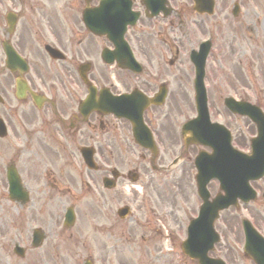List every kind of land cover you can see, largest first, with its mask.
Listing matches in <instances>:
<instances>
[{
	"label": "flooded vegetation",
	"instance_id": "1",
	"mask_svg": "<svg viewBox=\"0 0 264 264\" xmlns=\"http://www.w3.org/2000/svg\"><path fill=\"white\" fill-rule=\"evenodd\" d=\"M148 1L133 0L139 19L128 29L126 41L138 64L131 69L116 60L112 66L104 63L105 50L116 54L118 48L86 27L87 0H0V119L7 133L0 138L5 158L0 164V214L7 174L14 170L32 197L28 205L40 206L38 211L48 208L49 236L42 248L27 249L36 264H136V254L141 264H197L176 251L181 242L168 231L183 233L201 207L196 199L190 204L187 195L201 151L185 146L183 139V126L193 119L184 110L186 84L194 74L190 57L208 36L210 120L233 133L235 146L245 148L247 123L226 109L224 101L247 98L237 68L263 65L264 22L257 20L262 0H213L212 15L196 12L193 0H164L160 5L150 0L153 7L146 6ZM89 3L96 8L100 0ZM10 14L16 19L11 34ZM5 43L22 59L13 71ZM51 48L63 56L51 54ZM257 77L263 81L264 68ZM89 88H95L99 108L90 113L81 108ZM133 93L154 100L143 120L160 149L156 157L135 144L129 122L107 112L114 97ZM84 149L92 153V170L84 163ZM115 170H122L120 177H112ZM131 172H142L136 182L142 189L139 202ZM216 189L212 184V196ZM130 206L135 216L111 223L115 211ZM68 208L76 216L70 227L64 219ZM119 225L125 226L121 232ZM165 242L172 246L170 253ZM230 254L226 241L211 257L232 264Z\"/></svg>",
	"mask_w": 264,
	"mask_h": 264
},
{
	"label": "rangeland",
	"instance_id": "2",
	"mask_svg": "<svg viewBox=\"0 0 264 264\" xmlns=\"http://www.w3.org/2000/svg\"><path fill=\"white\" fill-rule=\"evenodd\" d=\"M262 4L264 6V1ZM262 15L264 18V12L262 13ZM252 20L253 18L247 19V21L249 22H251ZM257 28H259V26H257ZM228 62L230 64L232 63L230 60H228ZM263 68H264V62L261 67L259 65L251 67L248 66L247 64H244L237 69L240 72L239 78L241 79V82H244L241 83L242 87L246 90L247 94L250 95L251 93V95L254 96V97H249L250 98L249 101L253 104L262 105L264 107V97H259L257 87L256 85H254L257 81L259 70ZM259 87H264V77ZM186 91L189 92L190 94V87L188 82L186 84ZM186 109L188 110L187 116H190L194 113L193 106L190 100V95L188 96V98L184 99V110ZM252 134L253 135L255 134V129L254 127H252L250 123H248L247 124L248 139ZM1 158L5 160L3 155ZM254 187L259 190V198L254 205L248 207L247 215L251 218L253 223L258 228H260V230L264 234V179L258 183H255ZM194 189H195L194 185H193V189L192 187L187 189L188 202L190 204L194 203V199H195V196L193 194ZM135 193H136L137 201L139 202L140 201L139 198H141V194H142L141 189H138V191H135ZM179 203L180 205L185 204V202L182 200H180ZM5 204L6 206L1 215L2 220L0 222V264H35L34 263L35 257L33 255H28L26 260L21 262L18 261L14 255L10 254V252H12L14 248L13 240L15 236L17 241H19L20 236L23 237L25 241L22 243L26 244L27 243L26 238L28 236L30 229L42 225L43 228L47 227L49 221V218L47 217L48 208L44 207L41 213L38 212L40 206L29 205L23 211H20L19 207L17 208L16 205L10 203L9 201H7ZM34 204L37 205V202L34 201ZM18 213L20 216L23 215L24 220L19 221L20 217L18 216ZM241 213L242 215L244 214L243 212ZM236 217H239V213L229 212L224 214L222 220H225L226 223L224 224L222 221H220L217 224V229L220 232H222V237L224 239V242L227 241L231 245L230 256L232 259V264H252L250 263V261H245V259L242 260L240 257L242 256L241 248L243 246V239H242L240 222L236 220L238 219ZM229 223L230 225L227 226ZM49 241H51V239ZM4 245L6 246V251H3Z\"/></svg>",
	"mask_w": 264,
	"mask_h": 264
},
{
	"label": "water",
	"instance_id": "3",
	"mask_svg": "<svg viewBox=\"0 0 264 264\" xmlns=\"http://www.w3.org/2000/svg\"><path fill=\"white\" fill-rule=\"evenodd\" d=\"M203 99V98H202ZM202 106L204 107L205 109V100H202ZM249 236H252V233L248 232ZM252 243V242H251Z\"/></svg>",
	"mask_w": 264,
	"mask_h": 264
}]
</instances>
